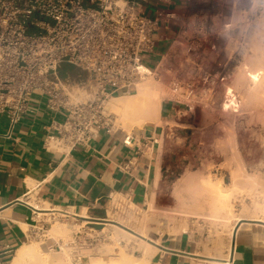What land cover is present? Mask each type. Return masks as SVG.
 I'll return each mask as SVG.
<instances>
[{"label": "rangeland", "instance_id": "374dc122", "mask_svg": "<svg viewBox=\"0 0 264 264\" xmlns=\"http://www.w3.org/2000/svg\"><path fill=\"white\" fill-rule=\"evenodd\" d=\"M242 6H248L247 0ZM193 11L200 19L178 24L171 54L143 82L151 84L162 103L181 111L167 122L145 126L159 124L163 131L160 180L146 206L124 209L123 196L115 195L107 201L104 218L116 224L55 217L28 244H43L62 264H139L144 253L153 251L149 240L188 232L201 238L199 253L207 264L224 263L238 220L264 219L255 206L264 205V75L257 84L251 81L249 74L259 70H249L233 43L247 44L251 33L241 37L228 31L230 22L211 20L231 19L235 7ZM261 14L264 6L251 19ZM111 114L114 130L130 134L138 128H127L118 114ZM110 224L133 235L118 233ZM55 225L68 234L50 235Z\"/></svg>", "mask_w": 264, "mask_h": 264}, {"label": "built area", "instance_id": "2783aa9c", "mask_svg": "<svg viewBox=\"0 0 264 264\" xmlns=\"http://www.w3.org/2000/svg\"><path fill=\"white\" fill-rule=\"evenodd\" d=\"M171 1L0 0V116L8 122L5 136L12 138L23 117L33 113L34 97L45 99L48 113L64 116L63 122L53 119L46 127L47 148L87 145L102 129L114 130L108 104L137 92L159 68V63L150 65L156 34L171 16L159 7L152 16L147 9ZM138 142L130 135L124 140L129 148ZM133 160L120 169L131 172ZM123 199L122 207L130 209L131 199ZM43 230L33 228L28 241ZM16 251L0 244V264H11Z\"/></svg>", "mask_w": 264, "mask_h": 264}, {"label": "crops", "instance_id": "0c3cea01", "mask_svg": "<svg viewBox=\"0 0 264 264\" xmlns=\"http://www.w3.org/2000/svg\"><path fill=\"white\" fill-rule=\"evenodd\" d=\"M153 6L147 9L150 15L159 7L171 16L156 34L153 61L160 65L171 54L170 43L178 24L200 19L195 7H235V0H172ZM211 20L231 22L217 16ZM33 99V113L23 117L12 138L5 136L8 122L0 116V244L18 249L28 242L33 228L46 227L55 217L84 220L86 214L90 221L102 222L107 201L115 195L130 198L137 209L146 206L161 175V125L135 128L130 134L102 129L87 145L50 149L45 146L46 127L53 119L63 122V114H50L45 99ZM179 110L178 105L162 103L160 123L174 118ZM128 135L139 141L133 148L124 144ZM133 158L136 166L131 172L120 169ZM263 224L252 222L236 232L230 264H264ZM151 242L148 264L208 263L199 253L201 238L196 234L183 232Z\"/></svg>", "mask_w": 264, "mask_h": 264}, {"label": "bare ground", "instance_id": "6f19581e", "mask_svg": "<svg viewBox=\"0 0 264 264\" xmlns=\"http://www.w3.org/2000/svg\"><path fill=\"white\" fill-rule=\"evenodd\" d=\"M261 75H264V73L262 70H259L258 72L250 73L249 78L253 83L255 82V84H257L258 82H261ZM150 85L151 84L145 85L141 83L138 86V94L134 96L126 94L113 99L107 106L108 111L116 115L118 114L122 122L125 123L126 127L129 129L133 127L143 128L150 123L159 122L162 99L158 95L154 94V89ZM230 106L231 105L226 106L225 109H229ZM255 206L257 210H260V212L264 214V205L260 206V203H256ZM85 216L83 218L84 220H91L86 214ZM102 222L117 223L110 219L104 220ZM252 222L264 223V219H239L238 226H236V229H233L231 234V246L227 255V260H225L224 263L219 262L214 264H230L232 254L234 252V238L236 232L238 230L244 229L245 226ZM87 223L89 224L88 221H86L85 224ZM110 225L115 227L113 230H117L118 233L133 235L122 227L113 224ZM66 234H68V232L63 225H55L50 230V235L52 236H63ZM51 239L53 238L50 237L47 239V241ZM151 243V240H149L148 245L150 247H152ZM42 245L43 244L36 245L30 243L22 245L17 249L11 264H62V260L60 259L59 255L51 253L49 248L46 250ZM151 256L152 254L144 253L142 261H140L139 264H148Z\"/></svg>", "mask_w": 264, "mask_h": 264}, {"label": "clouds", "instance_id": "9594fccd", "mask_svg": "<svg viewBox=\"0 0 264 264\" xmlns=\"http://www.w3.org/2000/svg\"><path fill=\"white\" fill-rule=\"evenodd\" d=\"M248 6H242V0H235V11L227 26L231 33L236 31L241 37L251 33L248 43L241 45L234 41V46L241 51L245 64L250 71H264V14L251 19L258 7L264 6V0H247Z\"/></svg>", "mask_w": 264, "mask_h": 264}]
</instances>
